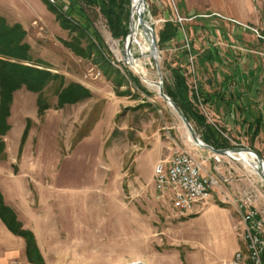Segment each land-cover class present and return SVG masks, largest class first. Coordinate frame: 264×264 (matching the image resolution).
Masks as SVG:
<instances>
[{"label":"rangeland","instance_id":"374dc122","mask_svg":"<svg viewBox=\"0 0 264 264\" xmlns=\"http://www.w3.org/2000/svg\"><path fill=\"white\" fill-rule=\"evenodd\" d=\"M46 1L0 0V17L24 30L20 45L26 49L24 60L0 59L51 73L39 90L25 83L5 89L11 99L8 115L0 117V202L12 225L40 238L50 264L222 263L228 253L231 259L244 250L228 182L242 179L241 192L257 190L264 207V179L241 159L221 155L216 162L214 153L194 145L172 107L133 65L151 80L160 76L164 91L173 85V70H180L189 100L216 135L264 161V120L256 113L264 109V0H142L157 62L149 33L138 24L130 41L133 65L126 61L125 37L112 36L96 4ZM131 4L128 25L130 12L137 21ZM167 21L177 24V33L159 47ZM250 70L258 77H249ZM71 83L89 96L58 105L61 89ZM1 89L2 78L0 100ZM39 97L47 104L40 113ZM241 109L252 113L243 117ZM196 127L200 138L207 134V127ZM178 150L194 153L204 172L231 178L192 213H178L154 188L155 165ZM210 206L218 212L202 214ZM53 234L61 241L72 235L76 251L53 250Z\"/></svg>","mask_w":264,"mask_h":264},{"label":"trees","instance_id":"16d2710c","mask_svg":"<svg viewBox=\"0 0 264 264\" xmlns=\"http://www.w3.org/2000/svg\"><path fill=\"white\" fill-rule=\"evenodd\" d=\"M69 5L73 4L72 0H68ZM89 3L96 4L104 16H106L109 22L110 31L113 37H126L128 33V5L130 0H87ZM50 6L51 4L46 1ZM53 8V7H52ZM177 33V24L173 21H167L164 23L163 28L158 32V45L163 46L167 41L175 37ZM24 30L19 25L7 26L2 17H0V55L5 57H12V59H25L26 49L23 45H20ZM1 71L5 70L2 78V89L0 100V117L8 115V104L11 96L5 93L6 88L18 87L19 84H27L31 88L37 90L41 89L46 84L51 73L47 69L30 67L21 63H15L12 61L1 60ZM17 64L19 66H17ZM6 66H9L7 70ZM173 85L165 89L166 93L172 98V100L181 108L185 116L190 121L195 122V130L198 132L196 125H202L207 127V134L201 135V139L207 144L213 146L216 149L228 148L231 145L228 141L222 138L211 129V126L206 124V120L203 115L196 111L188 98L189 86L186 81V77L180 70H173ZM123 77L121 76L117 83H121ZM89 90L79 83H71L66 87H63L58 95V105L65 103H74L83 98L89 96ZM5 95V96H4ZM207 98L205 99V101ZM38 111L43 112L47 108V104L41 97L38 99ZM257 122V120H256ZM7 207L1 205L0 202V218L7 225V227L17 235L22 236L26 241V250L29 260L36 264H43L40 255L37 253L34 236L32 232H25L20 227L15 228L12 225V217L8 218Z\"/></svg>","mask_w":264,"mask_h":264},{"label":"built area","instance_id":"2783aa9c","mask_svg":"<svg viewBox=\"0 0 264 264\" xmlns=\"http://www.w3.org/2000/svg\"><path fill=\"white\" fill-rule=\"evenodd\" d=\"M212 157L216 162L221 161L219 154ZM229 180L204 172L203 161L187 150L175 151L154 167L156 192L180 214L196 211L210 197L213 187ZM260 197L257 190L249 188L235 198L244 250L237 249L228 264H264V207L258 205Z\"/></svg>","mask_w":264,"mask_h":264},{"label":"crops","instance_id":"0c3cea01","mask_svg":"<svg viewBox=\"0 0 264 264\" xmlns=\"http://www.w3.org/2000/svg\"><path fill=\"white\" fill-rule=\"evenodd\" d=\"M251 71V70H250ZM249 72V71H248ZM251 74L253 75V72L251 71V73H249V77H251ZM258 73H254L253 75V79L257 78ZM218 94V93H217ZM219 98H222L221 95H218ZM230 103V102H228ZM258 110L256 113H259V116H263L262 118H260V121L257 120L258 122L262 123L264 120V109H256ZM241 111L244 113V116H246V114L252 113L251 109H241ZM261 127V124H260ZM205 159H209V155L205 156ZM214 168H217L216 166H213ZM151 169V167H150ZM151 171V170H150ZM209 174H212V172H210ZM249 181V179H248ZM246 182V181H244ZM228 184L230 185L231 188V192L234 194L235 197H237L238 195H240L241 193V188L244 185V183L242 182V179L240 180H231L230 182H228ZM244 187L246 188V185H244ZM200 207V206H199ZM214 211V212H218V209L215 206H210L208 208H206L202 214H204L207 211ZM229 214V213H228ZM224 218V222H226L227 224L230 225L231 220L228 217H223ZM188 220H185V222H187ZM216 224V222H215ZM183 225V224H182ZM181 225V226H182ZM230 228V227H229ZM225 231V229H224ZM33 236H34V241H35V245H36V250L37 253L40 255L42 263L43 264H50V260H49V255L46 254L47 252L44 251V249L42 248V246L39 244L40 238H38L34 232H33ZM71 236H69V239H63L62 241L60 240L61 236L53 234L51 235L50 241L53 242L52 244V249L53 250H59V248H64L66 246V249L68 251H76L75 250V246L73 244V238H71ZM60 243V242H65L66 244H61V245H57L54 243ZM44 247L47 246L45 245ZM91 249V248H90ZM229 254L227 255L226 258H223V260H225L222 263H217L216 261H211L208 259H199V261L197 262V264H226L229 263L232 258L233 255L231 257V259L229 258ZM204 257V256H202ZM201 257V258H202ZM0 264H36L35 262L29 260L28 255H27V250H26V241L25 239L20 236L15 234L14 232H12L7 225L2 221V219L0 218ZM157 264H165V262L163 263L162 261H160ZM172 264H180L179 260L176 261L175 259L172 260Z\"/></svg>","mask_w":264,"mask_h":264},{"label":"water","instance_id":"95a60500","mask_svg":"<svg viewBox=\"0 0 264 264\" xmlns=\"http://www.w3.org/2000/svg\"><path fill=\"white\" fill-rule=\"evenodd\" d=\"M140 1L142 3V0H140ZM131 9L133 10V0H132V4H131ZM132 20H133V13L130 12L129 25H128L129 30H128V33H127L125 39H124V47H125V52H126L125 54H126V61L127 62H130L132 60V55L130 52V42H129V38L131 37L132 32H133ZM137 22L143 28H145L147 30V32L149 33L150 50H151V53L153 54L155 61L157 62V45H156V41H155V35L153 34L152 29L143 22V18L141 15V9H139L137 12ZM157 68H158V64H157ZM159 75H160V72H159ZM153 83L157 86L158 95L172 107L174 112L177 114V116L180 118V120L184 124V126L187 130V133H188L190 139L193 141L194 145H196L197 147L202 148V149H207L208 151H210L214 154H219V155H224V156L231 155V154H237L240 152H247L250 154H254L255 159H256V173L264 179V161L262 160V158L258 154H256V152H253L250 148L237 147V146L223 148V149H216L213 146L204 142L200 138V136L196 133L194 127L192 126V124L188 120V118L185 116V114L183 113L181 108L171 99V97L169 95H167L165 93V91L163 89L161 77L159 76V81L153 80Z\"/></svg>","mask_w":264,"mask_h":264},{"label":"bare ground","instance_id":"6f19581e","mask_svg":"<svg viewBox=\"0 0 264 264\" xmlns=\"http://www.w3.org/2000/svg\"><path fill=\"white\" fill-rule=\"evenodd\" d=\"M141 9L142 10V7H141V1L140 0H133V12L134 11H137ZM134 27H137L138 23L136 20H134ZM138 28V27H137ZM135 31L133 29V32H132V35L131 37L129 38V42L131 40L134 39L135 37ZM152 54V53H151ZM153 55V54H152ZM133 62V58L130 62H128L129 64L133 65L132 64ZM135 62V61H134ZM135 70L137 71V73L140 75L141 79L149 86V87H152V88H155L157 89V86L153 83V80H151L150 78H148L143 72L142 70H140V68L138 66H135V64L133 65ZM189 136V135H188ZM228 157H232V158H238V159H241L243 160L244 162H246L251 170L253 172L256 173V159H255V156H253V154H250V153H247V152H240V153H237V154H231V155H227ZM245 164V163H244Z\"/></svg>","mask_w":264,"mask_h":264}]
</instances>
